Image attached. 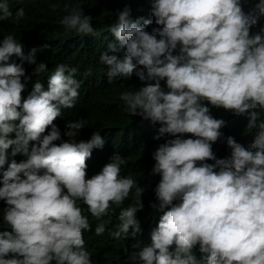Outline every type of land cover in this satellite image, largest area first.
I'll list each match as a JSON object with an SVG mask.
<instances>
[{
    "label": "clouds",
    "instance_id": "1",
    "mask_svg": "<svg viewBox=\"0 0 264 264\" xmlns=\"http://www.w3.org/2000/svg\"><path fill=\"white\" fill-rule=\"evenodd\" d=\"M147 4L153 23L132 20L128 6L116 12L108 50L125 54L99 60L109 83L141 66L143 86L120 100L130 116L160 126L154 192L104 146L102 117L84 107L81 68L42 60L45 41L16 34L25 2L0 0V264H264V27L250 34L264 0L247 13L242 0ZM92 19L75 7L60 24L90 34ZM204 101L246 116V128L258 129L252 142L228 136L230 156L217 158L212 144L226 121ZM94 230L106 236L97 257L86 242Z\"/></svg>",
    "mask_w": 264,
    "mask_h": 264
},
{
    "label": "trees",
    "instance_id": "2",
    "mask_svg": "<svg viewBox=\"0 0 264 264\" xmlns=\"http://www.w3.org/2000/svg\"><path fill=\"white\" fill-rule=\"evenodd\" d=\"M46 6L50 9L35 11L31 0H21L25 2L28 14L20 24L15 26L16 34L26 42L30 40L45 41L41 44L44 49L40 52V58L50 64L51 59H62L67 64L81 68L82 78L86 87L84 94L86 102L85 108H89L91 113H97L102 117V125L99 129L104 134H100L105 140V147L111 146L113 154H118L125 160V168L130 173V177L136 181L140 187L154 192L160 181L159 174H153L151 169L155 163L152 155L155 152L154 146L160 138L159 125L152 124L149 120L139 116L132 117L128 114L124 102L120 100V94L124 91H135L143 86L135 72L141 70L137 66L131 77L118 76L109 83L107 71L108 66L100 62L99 57L102 52L109 55H116L122 59L125 50L120 49L112 53L108 50V44H114L115 37L109 29L116 22V12L125 6L131 9V19L139 17L149 19L153 23L150 14L149 0H45ZM258 0H247L243 3V10L247 13L251 11ZM52 5H55L53 9ZM67 6V10H66ZM80 7L85 15H90L91 26L94 31L90 34H80L75 31L66 32L60 24L68 10ZM152 23L148 26H152ZM154 27L146 29L151 33ZM264 27V16H261L257 25L250 29V34L256 33ZM159 38V37H158ZM23 53L26 48L22 47ZM161 87L167 91L166 82L161 81ZM210 109L213 118L223 119L226 126L220 129L222 136L214 144L212 151L217 158L230 156L231 149L226 145V138L232 136L241 145L247 147L254 138L258 129L246 128V116L233 115L231 111L223 108H216L203 102ZM261 112V121H264V110ZM261 121H258L261 122ZM100 131V132H101ZM159 137V138H156ZM182 139L195 138L191 135H181ZM112 154V153H110ZM214 163V161H205ZM152 208L145 207L142 215V222L145 225L148 217L152 213ZM111 222L115 220V210L110 211ZM95 230L86 235V242L91 246L92 255L97 257L101 253L100 244L106 239L105 234L97 236ZM193 254L200 259L201 253L198 245L193 249ZM12 258L11 254L9 257ZM129 263H133L129 261ZM126 264V262L124 263Z\"/></svg>",
    "mask_w": 264,
    "mask_h": 264
}]
</instances>
